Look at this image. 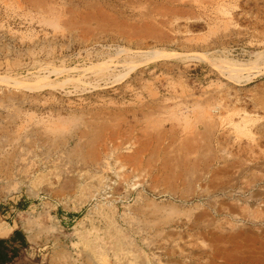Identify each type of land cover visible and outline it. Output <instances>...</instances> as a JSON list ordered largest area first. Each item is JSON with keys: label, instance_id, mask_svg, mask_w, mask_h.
<instances>
[{"label": "rangeland", "instance_id": "1", "mask_svg": "<svg viewBox=\"0 0 264 264\" xmlns=\"http://www.w3.org/2000/svg\"><path fill=\"white\" fill-rule=\"evenodd\" d=\"M263 65L264 0H0L16 264H264ZM71 135L97 165L54 160Z\"/></svg>", "mask_w": 264, "mask_h": 264}, {"label": "bare ground", "instance_id": "2", "mask_svg": "<svg viewBox=\"0 0 264 264\" xmlns=\"http://www.w3.org/2000/svg\"><path fill=\"white\" fill-rule=\"evenodd\" d=\"M263 67H264V65H263ZM18 83H19V81H15L13 83V85L11 84L12 85L11 87L12 88L13 87L14 88H20V87H22ZM15 119L17 120L18 119V116H16ZM21 126L22 125L19 124V127H21ZM75 138H76L75 143H73L74 146L71 148V140H74ZM18 139L19 140H22L23 139V137L20 135V133L18 134ZM79 142H80V139L77 137V135H71L68 139H66L64 141V143L62 144V147L61 148H58V147L55 148L56 150L54 151V153H52L49 150H43L42 151V149H41L40 152H41V155L43 156V158H42V162H43L42 165H46L47 162H49L51 160V158H52L51 153L54 156H56V159H54V160H56V162H57V160L58 161L59 160H62L66 165H69V166H73V165H77V164L97 165V158H96V156L94 154L93 149L90 150V149L87 148L88 149L87 152H86L87 155H83L82 154V151L80 149L81 147H80ZM63 155H64V157H62ZM73 156H74V158H73ZM34 157L35 156L32 153V151L29 150V149H26L25 151H22V150L20 151L19 150L11 159H6V160H3V161H0V186H9L11 188L10 185H13L14 184V187L16 188V190L19 191L21 189L22 185L24 184V180H25L24 179L25 176L22 175V174L24 173V170L26 168H28V166H31L34 163ZM37 159H38V157H37ZM28 170H29V168H28ZM69 172H65V174H66L65 179H68L69 178V176H68L69 175ZM30 175L31 174L29 173V176ZM67 181H69V180H67ZM14 187L12 186V188H14ZM93 231H95V230H93ZM51 233L53 234L52 235V241H54V245H57V242L56 241H57L58 237L55 236V235H58L59 234V230L58 229H54V227H53L51 229ZM85 238H87V239L89 238L88 240H89V242H91V245L90 246L93 249L96 248V247L99 248V246H94L97 243V238L90 239L91 236H87ZM94 242H95V244H93ZM80 254H81V258H82L84 253L80 252ZM91 256H92L91 254H85V256H84V257H86V260H87L88 263H92L93 262V259H92L93 257H91ZM66 258H67V260L69 259V261H70V262H67V264H72L73 263L71 257L69 256V254L64 253L63 250H61V249H57V251L52 254V259H54V260H60L63 263H66L65 262ZM227 261L230 262L229 257H228ZM254 263L257 264L255 261L254 262H250L249 264H254Z\"/></svg>", "mask_w": 264, "mask_h": 264}, {"label": "trees", "instance_id": "3", "mask_svg": "<svg viewBox=\"0 0 264 264\" xmlns=\"http://www.w3.org/2000/svg\"><path fill=\"white\" fill-rule=\"evenodd\" d=\"M19 243V247L15 243ZM25 236L19 230H14L9 238H0V264H10L19 254V248L25 247Z\"/></svg>", "mask_w": 264, "mask_h": 264}, {"label": "crops", "instance_id": "4", "mask_svg": "<svg viewBox=\"0 0 264 264\" xmlns=\"http://www.w3.org/2000/svg\"><path fill=\"white\" fill-rule=\"evenodd\" d=\"M2 225H0V238H9L12 234H13V231L15 230V229H13V230H11V231H8V232H6V231H4V227H2ZM15 246L16 247H19V243H15ZM18 258V256L16 257V258H14V260L10 263V264H16V259Z\"/></svg>", "mask_w": 264, "mask_h": 264}]
</instances>
